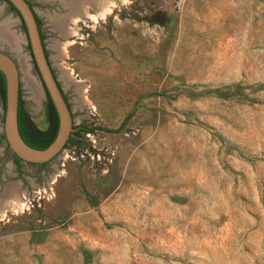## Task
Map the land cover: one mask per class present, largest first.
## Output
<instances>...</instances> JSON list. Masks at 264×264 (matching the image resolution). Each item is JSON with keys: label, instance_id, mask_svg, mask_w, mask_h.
<instances>
[{"label": "rangeland", "instance_id": "1", "mask_svg": "<svg viewBox=\"0 0 264 264\" xmlns=\"http://www.w3.org/2000/svg\"><path fill=\"white\" fill-rule=\"evenodd\" d=\"M27 2L72 125L93 131L11 181L0 98V264H264V0H112L104 17L85 0ZM0 51L45 129L5 0Z\"/></svg>", "mask_w": 264, "mask_h": 264}, {"label": "water", "instance_id": "2", "mask_svg": "<svg viewBox=\"0 0 264 264\" xmlns=\"http://www.w3.org/2000/svg\"><path fill=\"white\" fill-rule=\"evenodd\" d=\"M13 6L25 27L27 43L30 47L31 58L38 72L40 81L46 94L56 110L59 126L58 132L52 143L44 150L29 147L21 138L18 131V102H19V77L15 58L0 51V72L5 77V108L3 118V134L5 143L10 152L24 164H42L53 159L70 137L72 131L71 113L64 99V94L51 71L45 56L38 26L33 9L26 0H6Z\"/></svg>", "mask_w": 264, "mask_h": 264}, {"label": "flooded vegetation", "instance_id": "3", "mask_svg": "<svg viewBox=\"0 0 264 264\" xmlns=\"http://www.w3.org/2000/svg\"><path fill=\"white\" fill-rule=\"evenodd\" d=\"M27 3L32 8L31 3L30 2H27ZM33 12H34V10H33ZM34 16H35L36 21L39 22L38 21V17L35 14V12H34ZM0 98L2 99V94L1 93H0ZM19 100H21V97H20V87H19ZM21 109L24 112L23 115L21 116V120L26 125L28 132H32L33 133V136H35L37 138H40L41 136L38 134V132H50L51 131V128L53 126V123H52V118L50 117V115L48 113V110H47V104H46V108H45V120H46V128L45 129H39V128H36L33 125V123L31 122L30 117L23 110V104H22ZM89 130H90V128H88V127H84V126H74V125H72V131L70 133V137L67 140L66 144L64 145V148H66V147H72V146L76 145L77 144L76 140L79 138V136L82 135V134L90 133L91 131H89ZM47 137L48 136H43L42 138H47ZM3 138L0 135V142L3 140ZM48 162H45V163H42V164H24V163H22L21 160L18 161V158H16L15 156H13V158L11 159V165H10L11 166V172H12V174L10 176L8 175V178L11 181H17V180L18 181H21V184H23V182H27V179L24 177V173H27L28 172V169L25 168L26 166H31V169L33 171H29V174H30L31 177L33 176L35 178L36 177V172H37V167L38 166L39 167H43ZM2 173H3L2 172V163H0V182L6 180L3 177ZM22 180H23V182H22ZM20 186H22V185H20Z\"/></svg>", "mask_w": 264, "mask_h": 264}, {"label": "trees", "instance_id": "4", "mask_svg": "<svg viewBox=\"0 0 264 264\" xmlns=\"http://www.w3.org/2000/svg\"><path fill=\"white\" fill-rule=\"evenodd\" d=\"M11 9L14 10L15 12H17L13 6H11ZM38 23L39 22H37V25H38ZM22 27L25 31V27H24L23 23H22ZM41 41H42V37H41ZM5 88H6L5 77H4L3 73L0 72V93L2 94V101H3V107L4 108H5V95H4L5 94ZM21 107H22V101L19 100L17 122H18V131H19V134H20L22 140L29 147H31L33 149L44 150L45 148H47L52 143V141L55 139L57 132H58L59 121H58V116H57V113H56V110L54 108L53 103L51 102L49 96L47 95V110H48L50 117L52 118L53 126H52L50 132H38V134L41 136L40 138L33 136L32 132H28L26 125L21 120V116L24 113L22 111ZM89 131L92 132L93 129H90ZM43 136H48V137L42 138ZM18 161H20V159H18Z\"/></svg>", "mask_w": 264, "mask_h": 264}, {"label": "bare ground", "instance_id": "5", "mask_svg": "<svg viewBox=\"0 0 264 264\" xmlns=\"http://www.w3.org/2000/svg\"><path fill=\"white\" fill-rule=\"evenodd\" d=\"M88 1V5L89 7L93 8L94 10H96L98 13H100L103 17L108 13V11H110V6L112 4V0H85ZM71 2V1H70ZM113 5V4H112ZM83 7V6H82ZM78 9V8H77ZM87 9V8H86ZM86 9L84 11H86ZM85 15V14H84ZM77 19V18H76ZM80 19V18H79ZM81 20V19H80ZM56 21V20H55ZM76 20H74L75 22ZM59 22V21H58ZM76 33L75 28L70 29L69 31V35H74ZM4 34L1 30V35ZM71 36V37H72ZM11 40V43L17 42V40L15 41V39L13 38H9ZM70 43V42H69ZM16 60L19 63L20 66V71L22 74L21 80L23 81L25 88L31 87V95H32V99L33 101L37 104L40 102L41 100V96H40V92L38 90V88L35 86V83L33 84L30 81V76L28 75V69H27V65H26V60L23 57L17 56ZM28 91V90H27ZM30 91V90H29ZM30 94V93H28ZM29 96V95H28ZM12 189V188H11ZM13 197V196H12ZM11 199V198H10ZM11 201L14 203V205L19 206V207H23V200L21 195L13 197V199H11ZM3 208V203L1 201L0 203V210ZM23 209V208H22ZM3 210V209H2ZM1 216V215H0ZM2 217H3V211H2Z\"/></svg>", "mask_w": 264, "mask_h": 264}]
</instances>
